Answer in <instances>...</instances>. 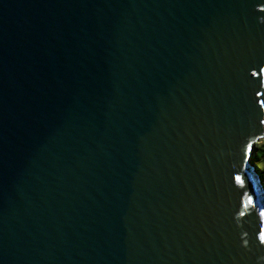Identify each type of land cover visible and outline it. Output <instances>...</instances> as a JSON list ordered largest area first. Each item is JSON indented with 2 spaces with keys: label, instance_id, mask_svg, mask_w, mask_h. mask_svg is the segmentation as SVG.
Masks as SVG:
<instances>
[{
  "label": "water",
  "instance_id": "95a60500",
  "mask_svg": "<svg viewBox=\"0 0 264 264\" xmlns=\"http://www.w3.org/2000/svg\"><path fill=\"white\" fill-rule=\"evenodd\" d=\"M263 138L264 0H0V264H264Z\"/></svg>",
  "mask_w": 264,
  "mask_h": 264
},
{
  "label": "rangeland",
  "instance_id": "374dc122",
  "mask_svg": "<svg viewBox=\"0 0 264 264\" xmlns=\"http://www.w3.org/2000/svg\"><path fill=\"white\" fill-rule=\"evenodd\" d=\"M257 147H258V150L255 154L256 155L255 161L257 162L259 167H263L264 166V138L261 139L257 143Z\"/></svg>",
  "mask_w": 264,
  "mask_h": 264
},
{
  "label": "trees",
  "instance_id": "16d2710c",
  "mask_svg": "<svg viewBox=\"0 0 264 264\" xmlns=\"http://www.w3.org/2000/svg\"><path fill=\"white\" fill-rule=\"evenodd\" d=\"M255 157H256V155H255ZM255 164H256V166H257V168H258V170H259V175H260V177H261L262 184H263V186H264V166H263V167H259V165L257 164L256 161H255Z\"/></svg>",
  "mask_w": 264,
  "mask_h": 264
},
{
  "label": "snow or ice",
  "instance_id": "6c2138e0",
  "mask_svg": "<svg viewBox=\"0 0 264 264\" xmlns=\"http://www.w3.org/2000/svg\"><path fill=\"white\" fill-rule=\"evenodd\" d=\"M239 179V178H238Z\"/></svg>",
  "mask_w": 264,
  "mask_h": 264
}]
</instances>
